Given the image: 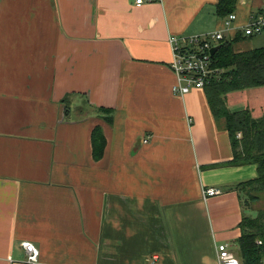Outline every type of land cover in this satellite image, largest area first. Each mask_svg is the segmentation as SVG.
<instances>
[{"label": "crops", "instance_id": "obj_1", "mask_svg": "<svg viewBox=\"0 0 264 264\" xmlns=\"http://www.w3.org/2000/svg\"><path fill=\"white\" fill-rule=\"evenodd\" d=\"M218 1L0 0V264H24V240L42 264H219L220 243L235 253L236 186L257 165L226 164L230 135L205 89L173 93L170 67L171 35L240 30L236 51L261 45L244 28L264 0H237L229 27ZM252 89L230 93V108L263 115L264 86Z\"/></svg>", "mask_w": 264, "mask_h": 264}, {"label": "trees", "instance_id": "obj_2", "mask_svg": "<svg viewBox=\"0 0 264 264\" xmlns=\"http://www.w3.org/2000/svg\"><path fill=\"white\" fill-rule=\"evenodd\" d=\"M236 4L237 0H219L216 14L226 17L235 12ZM241 32L239 30L233 38L224 33L219 42L221 47L212 56L213 68L220 70L209 78L204 89L213 115L230 135L233 158L226 164L257 165V175L236 186L246 211L252 209L251 204L264 199V114L255 116L248 105L232 109L228 96L264 86V43L249 50L236 51L234 43L243 37ZM97 110L106 120H112V115H104L111 112L109 108L100 107ZM92 139L94 157L99 159L106 146L100 125L94 128ZM245 211L239 224L241 235L236 240L238 257L243 264H264V207L256 209L253 214Z\"/></svg>", "mask_w": 264, "mask_h": 264}, {"label": "built area", "instance_id": "obj_3", "mask_svg": "<svg viewBox=\"0 0 264 264\" xmlns=\"http://www.w3.org/2000/svg\"><path fill=\"white\" fill-rule=\"evenodd\" d=\"M137 5L146 0H134ZM236 13L233 12L224 18L226 26H230L236 19ZM264 26V12L253 17L249 24L244 28L246 35L260 34ZM224 37V29H219L202 35L192 36H170L173 58L170 67L176 75V83L172 86L173 93L185 95L195 88H204L209 78L220 69L213 68L211 49L219 44ZM146 141V140H145ZM204 196H214L222 193L218 187H205ZM259 243L261 241L259 240ZM25 251L24 264H42L40 260V251L37 246L29 241H22ZM219 264H241L239 258L235 255L228 243L217 245ZM156 258V256H155Z\"/></svg>", "mask_w": 264, "mask_h": 264}, {"label": "rangeland", "instance_id": "obj_4", "mask_svg": "<svg viewBox=\"0 0 264 264\" xmlns=\"http://www.w3.org/2000/svg\"><path fill=\"white\" fill-rule=\"evenodd\" d=\"M247 37L249 39L250 38L253 39L255 42H258L261 45L264 43V35L262 33L261 34L254 35V36H251V37L250 36H247ZM251 90H253V89L251 88ZM251 90L246 91L247 92L246 93L247 94V98H248L249 101H250V97H248V95L250 94ZM242 98H244V97H242ZM239 101H241V105H243V106L247 104V102H245V101L244 102L242 100H239ZM234 107L235 108H240L241 106H234ZM261 207H264V199L263 200H260L258 202H255L254 204H251V208L252 209L251 210H246L245 212L250 213V214H253V213H255V210L256 209L261 208ZM234 251H235L236 255H238V249L237 248H234Z\"/></svg>", "mask_w": 264, "mask_h": 264}, {"label": "water", "instance_id": "obj_5", "mask_svg": "<svg viewBox=\"0 0 264 264\" xmlns=\"http://www.w3.org/2000/svg\"><path fill=\"white\" fill-rule=\"evenodd\" d=\"M221 47V45L220 44H217L216 46H214L212 49H211V53L212 54H215L217 51H218V49Z\"/></svg>", "mask_w": 264, "mask_h": 264}, {"label": "bare ground", "instance_id": "obj_6", "mask_svg": "<svg viewBox=\"0 0 264 264\" xmlns=\"http://www.w3.org/2000/svg\"><path fill=\"white\" fill-rule=\"evenodd\" d=\"M234 21V20H233Z\"/></svg>", "mask_w": 264, "mask_h": 264}]
</instances>
